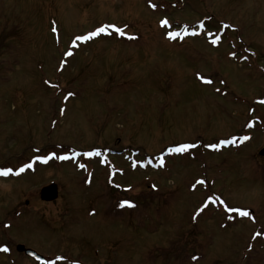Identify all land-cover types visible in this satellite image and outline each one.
Masks as SVG:
<instances>
[{
	"label": "rangeland",
	"instance_id": "rangeland-1",
	"mask_svg": "<svg viewBox=\"0 0 264 264\" xmlns=\"http://www.w3.org/2000/svg\"><path fill=\"white\" fill-rule=\"evenodd\" d=\"M260 98L264 0H0V264H264Z\"/></svg>",
	"mask_w": 264,
	"mask_h": 264
},
{
	"label": "snow or ice",
	"instance_id": "snow-or-ice-1",
	"mask_svg": "<svg viewBox=\"0 0 264 264\" xmlns=\"http://www.w3.org/2000/svg\"><path fill=\"white\" fill-rule=\"evenodd\" d=\"M153 7H155V5H153ZM163 24H164V25H167V24H168V21H167V20L163 21ZM108 28H115V31H116L117 33H119V34H121V35L124 34L122 29L116 27L115 25H110V26H108V27H100V28L96 29L95 31L88 33V34L85 35V36H78V37H76V39H77V40H82V41L91 40L93 37L98 36V35H100L101 33H108ZM168 35H169L170 37H174V36L179 35V33H172V32H169ZM216 42H218V41H217V40H214V41H213V43H216ZM67 55H72V53H71V52H68ZM201 79H205V78H204V77H201ZM206 82L211 83L210 80H206ZM243 139L247 140V139H249V137L246 136V137H244ZM234 142H235V141H223L222 143H224V144H228V143H234ZM219 146H220V145H217V144L210 145V147H212V148H217V147H219ZM190 147H192V145L184 144V145H180L179 147H176V148H171V149H169V151H170V152H183V151L187 150V149L190 148ZM87 155H92V153H87ZM62 158H63V157H62ZM38 159H40V158H38ZM44 159H46V158H44ZM30 167H32L31 164L24 165L23 167H21V168L19 169V172H23V171L25 170V168H30ZM12 172H13V169H11V168H0V175L8 176L9 173H12ZM17 174H18V173H17ZM201 183H203V181H201ZM125 205L130 206V207H131V206H134V205L132 204V202H131V201H128V200H125V201L122 203L121 206H125ZM232 210H233V209H229V211H232ZM236 211H239L240 214L243 215V216H248V215H250V213L247 212V211H241V210H239V209H236ZM3 250H4V251H8L9 249L5 246ZM58 259H65V258H64V257H58ZM47 264H55V261H49V262H47Z\"/></svg>",
	"mask_w": 264,
	"mask_h": 264
},
{
	"label": "water",
	"instance_id": "water-1",
	"mask_svg": "<svg viewBox=\"0 0 264 264\" xmlns=\"http://www.w3.org/2000/svg\"><path fill=\"white\" fill-rule=\"evenodd\" d=\"M260 155L264 156V149L260 152ZM59 197L58 186L56 184H51L41 191V200L44 202H53L56 201ZM19 252H25L27 255H33L38 259H42L36 252L26 249L24 246H18Z\"/></svg>",
	"mask_w": 264,
	"mask_h": 264
},
{
	"label": "flooded vegetation",
	"instance_id": "flooded-vegetation-1",
	"mask_svg": "<svg viewBox=\"0 0 264 264\" xmlns=\"http://www.w3.org/2000/svg\"><path fill=\"white\" fill-rule=\"evenodd\" d=\"M28 161V160H27ZM29 164H31V163H29ZM13 166L12 165H2L1 163H0V168H12ZM30 169H31V167L30 168H27V172L26 173H28V171L30 172ZM2 180V179H1Z\"/></svg>",
	"mask_w": 264,
	"mask_h": 264
},
{
	"label": "trees",
	"instance_id": "trees-1",
	"mask_svg": "<svg viewBox=\"0 0 264 264\" xmlns=\"http://www.w3.org/2000/svg\"><path fill=\"white\" fill-rule=\"evenodd\" d=\"M121 201H122V200H120V202H121ZM191 259L197 261V260H199V257H197V256H193V257H191Z\"/></svg>",
	"mask_w": 264,
	"mask_h": 264
},
{
	"label": "bare ground",
	"instance_id": "bare-ground-1",
	"mask_svg": "<svg viewBox=\"0 0 264 264\" xmlns=\"http://www.w3.org/2000/svg\"><path fill=\"white\" fill-rule=\"evenodd\" d=\"M99 39H100V38H99ZM99 39H98V40H99ZM87 45H88V44H87ZM25 175H27V173H26ZM23 176H24V175H22L21 177H23ZM21 177H19V179H20ZM8 180H10V179H8ZM11 227H12V225H11ZM11 227H10V228H11Z\"/></svg>",
	"mask_w": 264,
	"mask_h": 264
}]
</instances>
